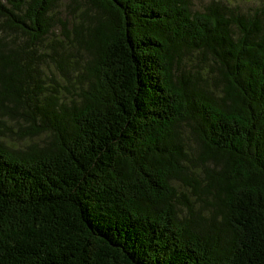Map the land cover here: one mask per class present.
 Listing matches in <instances>:
<instances>
[{"label": "trees", "instance_id": "obj_1", "mask_svg": "<svg viewBox=\"0 0 264 264\" xmlns=\"http://www.w3.org/2000/svg\"><path fill=\"white\" fill-rule=\"evenodd\" d=\"M0 0V264H264V0Z\"/></svg>", "mask_w": 264, "mask_h": 264}, {"label": "rangeland", "instance_id": "obj_2", "mask_svg": "<svg viewBox=\"0 0 264 264\" xmlns=\"http://www.w3.org/2000/svg\"><path fill=\"white\" fill-rule=\"evenodd\" d=\"M194 1H196V0H194ZM197 1H200L202 4V3L208 2L209 0H197ZM239 2L241 4V6H243V7H249V5H251V4L253 5V3H251L249 0H239Z\"/></svg>", "mask_w": 264, "mask_h": 264}]
</instances>
